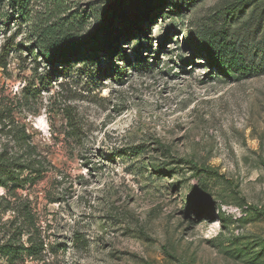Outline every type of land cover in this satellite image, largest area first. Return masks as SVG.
I'll return each instance as SVG.
<instances>
[{
    "label": "rangeland",
    "instance_id": "1",
    "mask_svg": "<svg viewBox=\"0 0 264 264\" xmlns=\"http://www.w3.org/2000/svg\"><path fill=\"white\" fill-rule=\"evenodd\" d=\"M30 3L0 0V149L23 127L46 171L0 188V248L39 251L0 264H264V0ZM117 3L141 17L128 37L113 21L114 54L61 63L39 42L93 40ZM221 31L242 77L209 63Z\"/></svg>",
    "mask_w": 264,
    "mask_h": 264
},
{
    "label": "trees",
    "instance_id": "2",
    "mask_svg": "<svg viewBox=\"0 0 264 264\" xmlns=\"http://www.w3.org/2000/svg\"><path fill=\"white\" fill-rule=\"evenodd\" d=\"M31 0H10V6L13 10H20L21 18H26L31 7ZM19 7V8H17ZM134 10H131L129 15H126L123 9V3H117L110 11L103 15L102 22L98 26V32L95 38L90 39H73L66 26H48L39 32V42L47 44L51 47V54L55 57V61H75L79 59L90 58L92 61L98 60L100 51L104 53L114 54L119 46V40L115 39V31L112 30V23L118 17H123L126 21L127 37L130 36L137 27H139L140 14L134 15ZM147 31L145 32V34ZM144 34V35H145ZM101 38H104L101 40ZM228 32L221 31L216 36H211L209 42L204 46L208 52L209 63L214 66L219 72H225L229 78H239L246 72L240 62L239 54L231 48L227 42ZM93 41V42H92ZM141 42V39L138 40ZM102 45V46H100ZM67 48V49H66ZM142 52V48L140 50ZM121 59L125 63L130 60L126 53H123ZM183 61V58H180ZM116 75L121 74L122 68L117 62L112 63ZM8 134L12 136V141L15 147L11 151L5 148L0 149V188L6 190H14L17 187L34 182L40 178L46 171L43 163L38 160L33 154V148L29 143V136L25 128L11 127ZM16 148V150H15ZM38 248L33 243L31 247L13 248L3 246L0 252L5 255H18L22 252H27L29 255H37Z\"/></svg>",
    "mask_w": 264,
    "mask_h": 264
}]
</instances>
